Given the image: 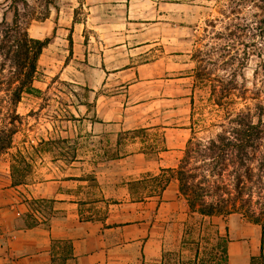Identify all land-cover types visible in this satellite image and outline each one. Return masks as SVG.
<instances>
[{"label": "rangeland", "instance_id": "1", "mask_svg": "<svg viewBox=\"0 0 264 264\" xmlns=\"http://www.w3.org/2000/svg\"><path fill=\"white\" fill-rule=\"evenodd\" d=\"M15 9L31 37L51 41L38 60L35 89L23 93L17 104L12 103L13 86L1 82L9 67L3 71L5 62L0 57V123L14 132L11 148L0 155V167L10 165L17 182L79 174L83 167L92 172L105 165L106 158L81 156L101 143L89 134L87 125L77 122L85 112L79 103H91L94 95L78 88L68 75L62 76L65 68L74 73L81 63L89 64L73 60L72 22L85 23L88 36L98 33L114 43L128 39L131 44L142 40L151 44L147 57L155 63L149 71L164 76L149 83L141 100L147 102L146 116L161 125L194 128L190 136L198 138L215 137L225 114L211 94L219 73L235 72L238 95L237 103L231 104L264 103V0H0V21L13 22ZM223 57L230 62L228 71L216 65ZM126 62L113 56L109 66ZM198 64L204 79L196 75ZM166 74L171 80H166ZM131 80L129 75L111 76L107 91L102 93L107 99L124 100L119 87ZM147 137L148 141L155 139L151 144H155L156 160L166 147L163 131H150ZM56 166L67 169L52 168ZM161 186L153 189L159 191ZM212 219L203 222L208 225ZM201 222V216L191 212L185 236L181 240L172 236L161 261L159 251H151L146 258L143 246L142 264L191 262L195 256L191 241L200 239ZM193 224L197 230L187 233Z\"/></svg>", "mask_w": 264, "mask_h": 264}, {"label": "crops", "instance_id": "2", "mask_svg": "<svg viewBox=\"0 0 264 264\" xmlns=\"http://www.w3.org/2000/svg\"><path fill=\"white\" fill-rule=\"evenodd\" d=\"M70 28L73 60L90 65L81 63L74 73L65 68L62 76L94 95L91 103H79L85 112L77 122L101 142L81 156L106 158L105 165L16 183L11 166L0 167V264H142L143 246L146 258L159 251L161 261L172 236H185L191 214L174 174L193 129L161 125L146 116L147 102L141 99L149 83L164 76L149 71L155 63L147 57L151 44L88 36L80 22ZM118 55L127 62L111 68L109 62ZM114 75L132 77L119 87L124 100L102 93ZM156 129L163 131L166 147L155 160V139L148 141L147 134ZM158 185L159 191L153 189ZM211 218L230 239L229 264H251L264 254L260 225L237 213ZM69 245L71 257L61 262Z\"/></svg>", "mask_w": 264, "mask_h": 264}, {"label": "trees", "instance_id": "3", "mask_svg": "<svg viewBox=\"0 0 264 264\" xmlns=\"http://www.w3.org/2000/svg\"><path fill=\"white\" fill-rule=\"evenodd\" d=\"M50 42L49 38L41 40L29 35L18 9L13 22L0 21V57L5 62L1 66L3 71L6 65L9 67L1 82L13 86V104L21 101L23 93L35 89L38 60ZM216 65L228 71L230 62L223 57ZM203 71L198 64V78H206ZM225 73L215 76L211 88L214 101L225 112L221 130L209 139L192 136L174 174L190 211L202 218L200 239L191 241L195 256L191 262L181 264H229L228 235L213 229L212 222L205 225V218L237 213L260 225L264 235V103L241 107L231 104L238 95L237 80L234 71ZM7 127L3 121L0 123V155L11 148L14 132ZM188 227L187 233L197 230L194 224ZM71 251L69 245L60 261L71 257ZM251 264H264V254L253 257Z\"/></svg>", "mask_w": 264, "mask_h": 264}]
</instances>
